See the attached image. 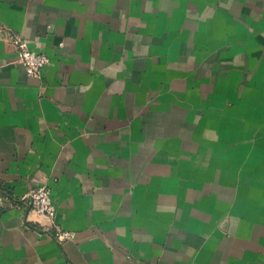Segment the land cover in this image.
<instances>
[{
	"label": "crops",
	"instance_id": "crops-1",
	"mask_svg": "<svg viewBox=\"0 0 264 264\" xmlns=\"http://www.w3.org/2000/svg\"><path fill=\"white\" fill-rule=\"evenodd\" d=\"M0 264H264V0H0Z\"/></svg>",
	"mask_w": 264,
	"mask_h": 264
},
{
	"label": "built area",
	"instance_id": "built-area-1",
	"mask_svg": "<svg viewBox=\"0 0 264 264\" xmlns=\"http://www.w3.org/2000/svg\"><path fill=\"white\" fill-rule=\"evenodd\" d=\"M10 41L14 44L18 52V60L27 73L32 76H41L51 61L50 56L46 52L31 49L29 41L20 34L10 35ZM26 197L33 210L50 220L49 234L53 238L59 243L76 239L75 231L62 228L56 222L57 205L53 200L52 188L49 185L35 186Z\"/></svg>",
	"mask_w": 264,
	"mask_h": 264
}]
</instances>
